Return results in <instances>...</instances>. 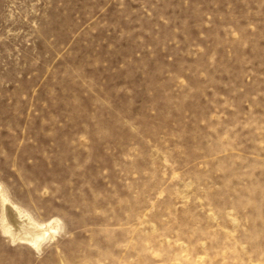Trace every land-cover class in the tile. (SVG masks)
<instances>
[{
	"label": "rangeland",
	"instance_id": "rangeland-1",
	"mask_svg": "<svg viewBox=\"0 0 264 264\" xmlns=\"http://www.w3.org/2000/svg\"><path fill=\"white\" fill-rule=\"evenodd\" d=\"M0 264H264V0H0Z\"/></svg>",
	"mask_w": 264,
	"mask_h": 264
},
{
	"label": "bare ground",
	"instance_id": "bare-ground-1",
	"mask_svg": "<svg viewBox=\"0 0 264 264\" xmlns=\"http://www.w3.org/2000/svg\"><path fill=\"white\" fill-rule=\"evenodd\" d=\"M24 216H26V215H24ZM40 227H42V226H40V224H37V223L30 221V220L28 221V223H23V227H22L24 230V233L26 235H28L27 240H29L31 243H33L37 246H39L40 242L44 239V237L47 234L46 233L44 236V232H46V230L43 232V231L39 230Z\"/></svg>",
	"mask_w": 264,
	"mask_h": 264
}]
</instances>
